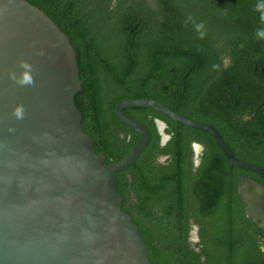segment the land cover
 <instances>
[{"label": "trees", "instance_id": "obj_1", "mask_svg": "<svg viewBox=\"0 0 264 264\" xmlns=\"http://www.w3.org/2000/svg\"><path fill=\"white\" fill-rule=\"evenodd\" d=\"M25 1L48 16L75 51L82 81L75 104L105 165L124 158L139 140L117 120L115 104L152 99L213 126L237 159L264 168V41L254 38L264 25L253 11L257 0ZM189 14L205 23L204 39L192 24L185 26ZM213 64L220 69L213 71ZM125 113L148 130L149 145L116 173L117 190L126 197L130 173L141 204L121 209L137 225L151 264H259L264 230L246 217L238 185L242 175L262 185L264 178L232 166L209 133L178 122L167 123L170 164L155 172L147 149L158 144L150 118L160 113ZM189 140L207 148L193 178L186 165ZM147 207L163 215L149 214ZM195 227L200 254L187 242Z\"/></svg>", "mask_w": 264, "mask_h": 264}, {"label": "water", "instance_id": "obj_2", "mask_svg": "<svg viewBox=\"0 0 264 264\" xmlns=\"http://www.w3.org/2000/svg\"><path fill=\"white\" fill-rule=\"evenodd\" d=\"M21 59L33 65L31 86L9 79V72L19 76ZM81 89L65 34L27 1L0 0V264H151L117 190L116 173L134 164L149 141L146 128L126 109L151 108L207 132L232 166L264 178V168L237 159L213 126L152 99L115 104L117 120L139 140L124 158L105 165L81 125L75 104ZM18 104L22 119L12 114ZM155 124L165 139V124ZM238 195L246 217L264 230V185L242 175Z\"/></svg>", "mask_w": 264, "mask_h": 264}, {"label": "flooded vegetation", "instance_id": "obj_3", "mask_svg": "<svg viewBox=\"0 0 264 264\" xmlns=\"http://www.w3.org/2000/svg\"><path fill=\"white\" fill-rule=\"evenodd\" d=\"M177 114H179V113H177ZM181 116H184V117L189 118L191 120H195V119H192L186 115L181 114ZM150 119L153 121V123L155 125V130H156V124L155 123L158 120L165 124L164 133H165L166 138L163 139L158 135L159 139H158L157 146H156V142H154L147 149V155L149 154V156H150V160H149L150 166L152 165L154 171L156 172V169H160V168L164 169L165 167H167L170 164L169 162L172 158L171 153H170L171 145H169L170 140H171V135L167 134V130H170V126L167 123H176V121L174 122L173 120L166 118L165 116H163L161 114L156 115V117H151ZM195 121H198V120H195ZM198 122H202V121H198ZM202 123H206V122H202ZM171 134H173V132H171ZM221 137H222V135H221ZM148 143H149V141H148ZM147 145H149V144H147ZM188 149H189V152L186 154L187 159H188L186 165L189 167L188 173H189L190 177L193 178L195 176L199 166L202 163V158L204 157V153H205L207 148H206L205 144H202L199 141L189 140ZM144 168L146 170H149V168H147V164L144 165ZM133 187H134L133 178H132L130 173H127L126 174V192H127V195H126V197L122 196L123 200L121 203V204H123V206L126 210L134 211L137 208V206L141 204V202H139L135 196ZM154 210H156L159 215H163L162 210H159L158 207H153V208L147 207V212L149 214H152V212ZM189 215H191V213ZM147 218H149V216H147ZM144 220L147 221L146 219H144ZM154 233L156 236L155 231H154ZM187 242L189 244V247L193 249L195 254L201 253L200 245L198 246L199 239H198L197 227L190 229L188 237H187ZM258 244H259L260 248L257 250L256 255H257V258H259V264H264V237H259ZM201 260L204 261V259L202 257H201Z\"/></svg>", "mask_w": 264, "mask_h": 264}, {"label": "clouds", "instance_id": "obj_4", "mask_svg": "<svg viewBox=\"0 0 264 264\" xmlns=\"http://www.w3.org/2000/svg\"><path fill=\"white\" fill-rule=\"evenodd\" d=\"M115 0H113V3ZM253 11L259 14V21L261 25H264V0H257L254 5ZM226 14V10H225ZM185 26L192 24L194 31L197 33L199 39H204L207 36L206 25L203 21H196L192 15H188L184 21ZM254 38L257 41H264V27H259L254 32ZM38 55H44L43 50H40ZM18 67L20 68L19 76L15 72H9V79L13 80L19 86H31L34 84V78L32 72L34 71L33 65L27 61L21 59L18 62ZM225 65L227 61L224 62ZM213 71H218L220 69L219 64L212 65ZM13 116L17 119H22L24 114V107L21 104H18L13 109ZM163 162V161H162Z\"/></svg>", "mask_w": 264, "mask_h": 264}]
</instances>
